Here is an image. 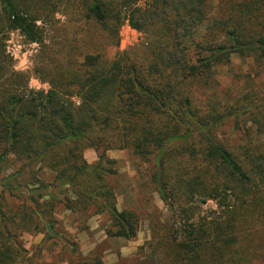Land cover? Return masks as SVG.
Returning <instances> with one entry per match:
<instances>
[{
  "label": "trees",
  "instance_id": "trees-1",
  "mask_svg": "<svg viewBox=\"0 0 264 264\" xmlns=\"http://www.w3.org/2000/svg\"><path fill=\"white\" fill-rule=\"evenodd\" d=\"M79 1L85 5L81 13ZM214 1L219 12L212 18ZM74 4L75 19L83 16L107 36H117L124 21L145 33L146 58L139 63L126 53L114 60L86 54L76 67L67 62V70L66 65L47 68V92L28 91L24 76L9 68L4 56L6 34L18 31L30 43H41L37 23L58 5ZM205 23L210 25L201 33ZM231 55L251 58L264 71V0H0V166L13 156L25 168L39 165L54 173L50 185L35 174L33 183L39 186L29 194L49 233L46 239L55 235L56 204L94 208V215H108V236L136 237L138 216L116 209L107 182L115 163L104 153L130 149L149 165L150 184L172 221H183H173L164 241L174 264H208L211 258L215 264L246 263L252 254L247 237L242 231L238 236L236 221L247 214L264 219V140L235 147L218 136L225 122L244 115L264 135V106L250 102L237 114L240 110L228 106L212 104L202 112L193 104L195 92L210 84L215 69L228 64ZM88 148H103L94 164L83 158ZM22 173L3 180L1 188L11 190ZM65 190L73 200L59 198ZM43 196L49 200L40 203ZM208 200L223 209V216L209 225L190 221L195 208L189 205ZM5 223L0 210V264H31L10 232L4 233ZM80 264L103 263L91 256Z\"/></svg>",
  "mask_w": 264,
  "mask_h": 264
},
{
  "label": "rangeland",
  "instance_id": "rangeland-1",
  "mask_svg": "<svg viewBox=\"0 0 264 264\" xmlns=\"http://www.w3.org/2000/svg\"><path fill=\"white\" fill-rule=\"evenodd\" d=\"M76 6L81 13L85 5L79 1ZM76 6L58 5L55 12L37 23L43 30L41 43H30L18 31L6 34L4 56L8 57L9 68L24 76L28 91L47 92L50 89L47 68L55 71L54 68L66 65L63 68L66 69L67 62L76 67L75 63L81 62L86 54L98 52L105 59L114 60L118 53H126L130 61L139 63L146 58L148 37L145 33L132 29L124 21L116 28L117 36H107L98 28L86 24L83 16L75 19ZM139 6L146 8L144 2H140ZM218 6V2L214 1L209 10L210 17L218 15ZM209 25L205 23L201 33ZM74 102L78 104L77 100ZM250 102L264 106V71L253 59L238 55H231L228 64L217 67L213 80L204 89L197 90L193 99V104L202 112H207L210 105L218 104L222 108L231 107L232 111L240 110L237 114L243 113V108ZM218 138L236 147L249 139L262 144L264 135H260L251 119L244 115L225 122ZM102 151L103 148L98 151L84 149L83 158L86 163L94 164ZM104 153L115 163L112 166L115 174L109 175L107 182L114 190L116 209L132 211L139 219L137 234L132 240L108 236L111 222L107 214L94 215V208L86 211L67 209L62 204H56L52 212L56 222L55 235L46 239L49 233L42 227L44 220L32 203L30 192L39 186L33 183L35 174L44 184L50 185L54 173L39 165L25 168L24 162L16 161L13 156L0 166V210L7 220L3 231L10 232L8 237L20 245L31 264H80L84 258L91 256L98 257L103 264H174L170 258L172 249L164 241L170 237L173 221L178 222L179 219L172 221V213L150 184L149 165L130 149H112ZM21 171L22 176L10 184L12 191L1 188L3 180ZM47 192L56 194L52 189ZM64 196L73 200L67 190L59 198L62 200ZM34 198L37 199L36 196ZM47 200L48 196L38 199L40 203ZM189 207L195 208V215L190 221L200 224L209 225L223 216V209L212 200L204 204L196 201ZM14 216L16 224L12 220ZM261 217L247 214V217L237 219L238 236L240 239L241 234L247 237L248 251L252 255L246 263L233 259L229 264H264V219ZM177 224L182 225L183 221ZM245 230H251L247 236L243 232ZM212 259L208 264H215Z\"/></svg>",
  "mask_w": 264,
  "mask_h": 264
}]
</instances>
